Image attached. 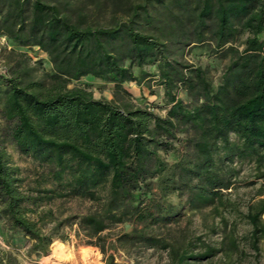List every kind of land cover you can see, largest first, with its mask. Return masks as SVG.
Instances as JSON below:
<instances>
[{"label":"trees","instance_id":"16d2710c","mask_svg":"<svg viewBox=\"0 0 264 264\" xmlns=\"http://www.w3.org/2000/svg\"><path fill=\"white\" fill-rule=\"evenodd\" d=\"M243 30L241 50L226 46ZM0 33L38 46L52 64L51 73L22 67L0 74V132L34 166L24 174L0 146V215L28 237L32 252L46 255L54 239L66 242L73 231L100 249L104 264H118L107 253L117 243L167 249L173 264L221 253L231 263L239 250L232 235L225 248L194 252L160 233L187 210L209 208L226 221L220 205L249 226L247 245L260 252L264 199L240 210L225 192L238 172L234 159L264 165V0H144L106 16L83 12L75 0H0ZM208 38L231 55L217 86L205 69L179 58ZM145 65L156 67L165 115L68 87L89 75L126 93L123 83L138 79L133 68L146 74ZM75 201L89 208H58ZM123 223L131 231L107 242L105 231ZM0 264L21 263L0 251Z\"/></svg>","mask_w":264,"mask_h":264},{"label":"rangeland","instance_id":"374dc122","mask_svg":"<svg viewBox=\"0 0 264 264\" xmlns=\"http://www.w3.org/2000/svg\"><path fill=\"white\" fill-rule=\"evenodd\" d=\"M144 0H75V6L83 9V12H97L99 16H106L107 12H131L132 8L143 3ZM165 12V11H164ZM101 18V17H100ZM248 36L247 30L238 36L236 41L227 43L239 50L244 47L243 41ZM180 60L187 64L200 66L207 71L212 85L217 86L221 75L230 62L231 55L214 45L211 39L201 42H193L186 46L179 56ZM30 67L33 75L51 73L52 64L46 52L34 45H20L12 41L6 34L0 33V74H10L13 69ZM133 72L138 76L137 81L124 82L126 93L113 90V85L104 80L83 76L78 80H71L68 87L80 86L92 92L94 98H103L114 101L117 104L131 103L136 106L150 108L159 115H165L164 87L156 80L155 65H145L143 73L134 67ZM179 97L186 99V91L179 88ZM0 120V126H2ZM184 138L183 133H179ZM179 144V145H178ZM180 146V143H176ZM0 146L8 154L12 164L23 168L24 174L33 172L34 166L27 156L21 154L14 145L5 139L0 132ZM169 162L174 160L173 154L167 153ZM237 169L234 186L227 190L230 206L235 205L240 210H245L247 204L264 199V165H257L250 159H234L232 163ZM173 200H176L172 197ZM71 206L73 211H85L89 203L75 201L71 205L60 202L59 210L67 212ZM219 206L220 213L227 219L221 220L216 211L209 208L201 210L185 211L177 222L162 227L160 233L176 247L188 245L194 252L204 245L212 244L225 248L229 242L228 236L232 235L239 243V250L233 255L232 262L228 263L223 254L216 257L189 261L187 264H264V243L260 246V252L255 253L247 245L249 226L239 217L229 215L226 205ZM129 223L119 224L105 231L107 242L115 240L121 233L131 231ZM61 244V248L58 247ZM55 248H60L55 251ZM0 251H9L17 256L21 264H104V255L100 249L93 245H86L76 238L74 232H70L69 240L63 242L54 239L50 250L46 255H38L31 251V241L20 232L13 231L4 217L0 215ZM108 254H113L118 264H173L171 255L167 249L148 248L140 244L117 243V249H108Z\"/></svg>","mask_w":264,"mask_h":264},{"label":"bare ground","instance_id":"6f19581e","mask_svg":"<svg viewBox=\"0 0 264 264\" xmlns=\"http://www.w3.org/2000/svg\"><path fill=\"white\" fill-rule=\"evenodd\" d=\"M61 244H59V246L58 247H60L61 248ZM60 248H55V251H58V249H60ZM59 252V251H58Z\"/></svg>","mask_w":264,"mask_h":264}]
</instances>
